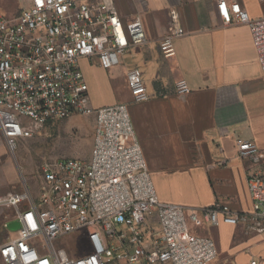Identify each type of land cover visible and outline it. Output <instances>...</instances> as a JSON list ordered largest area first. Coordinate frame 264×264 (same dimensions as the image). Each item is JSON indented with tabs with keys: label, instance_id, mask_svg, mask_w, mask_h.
Here are the masks:
<instances>
[{
	"label": "built area",
	"instance_id": "built-area-1",
	"mask_svg": "<svg viewBox=\"0 0 264 264\" xmlns=\"http://www.w3.org/2000/svg\"><path fill=\"white\" fill-rule=\"evenodd\" d=\"M214 2L224 24L248 27L264 74V16L251 17L237 0ZM169 16L159 41L163 57L174 56V40L185 34L178 11L170 9ZM147 43L140 13L123 22L105 1L28 0L12 17L0 11V134L7 151L13 155L18 138L32 137L47 123L73 116L94 121L88 159L43 162L37 198L26 185L19 193H0L1 229L18 223L14 237L0 239V264H214V241L192 233L189 222L264 232L263 153L254 141L235 139L238 157L251 165L250 211L219 201L186 209L158 199L127 106L92 105L81 61L108 70ZM126 84L133 102L154 95L138 68L126 72ZM175 90L185 94L189 87L180 79ZM77 234L74 245L54 246Z\"/></svg>",
	"mask_w": 264,
	"mask_h": 264
},
{
	"label": "crops",
	"instance_id": "crops-1",
	"mask_svg": "<svg viewBox=\"0 0 264 264\" xmlns=\"http://www.w3.org/2000/svg\"><path fill=\"white\" fill-rule=\"evenodd\" d=\"M23 1L17 0L9 17L27 5L28 0ZM77 1L90 5L105 1L123 22L135 12L141 15L146 45L126 53L117 67L108 70L88 60L80 65L109 72L126 91L125 100L117 103L127 106L158 199L186 209L219 201L233 211L249 212L246 173L251 165L238 157L235 139L256 143L263 153L259 167L264 174V74L248 27L224 24L214 0ZM237 1L251 17L264 16V0ZM172 8L178 11L185 34L174 40V56L163 57L159 41L167 32ZM126 55L131 60L128 68L123 64ZM131 68L140 70L143 83L154 94L150 99L131 101L126 84ZM180 79L187 83L188 93L176 92ZM0 143L6 151L1 134ZM221 159L226 163L219 164ZM11 191H22L18 179L15 175L6 179L0 169V193ZM188 226L192 233L214 241V264H264V232H245L242 225L222 223L209 225L216 231L212 235L200 229L203 225Z\"/></svg>",
	"mask_w": 264,
	"mask_h": 264
},
{
	"label": "rangeland",
	"instance_id": "rangeland-1",
	"mask_svg": "<svg viewBox=\"0 0 264 264\" xmlns=\"http://www.w3.org/2000/svg\"><path fill=\"white\" fill-rule=\"evenodd\" d=\"M17 0H0V11L6 17L10 15L14 4ZM23 4V0H18ZM14 10V9H13ZM130 56L124 57L123 64L128 68L131 64ZM82 68L86 74L90 97L93 105L98 107L105 104L123 102L126 98V91L118 87L115 77L109 72L98 68H87L84 62ZM94 121L92 116H73L68 119L54 121L43 125L30 138H18L17 148L12 155L5 151L0 143V169L6 179L17 177L19 186L24 190L23 179L30 189L32 196L37 198L41 184L40 167L41 164L48 160L75 158L86 160L90 156L93 141ZM12 192V191H11ZM4 214H11L8 209ZM1 217V216H0ZM3 219V217L0 218ZM200 229L211 232L213 235L215 229L209 225H203ZM212 229V230H211ZM219 236L223 237L224 233L217 228ZM243 232V231H242ZM245 233V232H243ZM15 231L8 228L7 231L1 229L0 239L12 238ZM80 235H68L54 241V246L69 247L75 244ZM264 254V252L262 253ZM221 257L222 254H221ZM229 264V261H227ZM218 264H225V262Z\"/></svg>",
	"mask_w": 264,
	"mask_h": 264
},
{
	"label": "water",
	"instance_id": "water-1",
	"mask_svg": "<svg viewBox=\"0 0 264 264\" xmlns=\"http://www.w3.org/2000/svg\"><path fill=\"white\" fill-rule=\"evenodd\" d=\"M8 227L11 228V229H13V230H15V229L18 228V223L15 222V221H13V222H11V223L8 224Z\"/></svg>",
	"mask_w": 264,
	"mask_h": 264
}]
</instances>
